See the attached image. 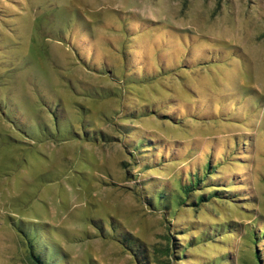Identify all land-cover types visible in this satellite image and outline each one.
<instances>
[{
  "label": "rangeland",
  "instance_id": "1",
  "mask_svg": "<svg viewBox=\"0 0 264 264\" xmlns=\"http://www.w3.org/2000/svg\"><path fill=\"white\" fill-rule=\"evenodd\" d=\"M208 161L231 194L194 206L218 184L182 182ZM257 246L264 0H0V264H260Z\"/></svg>",
  "mask_w": 264,
  "mask_h": 264
},
{
  "label": "trees",
  "instance_id": "2",
  "mask_svg": "<svg viewBox=\"0 0 264 264\" xmlns=\"http://www.w3.org/2000/svg\"><path fill=\"white\" fill-rule=\"evenodd\" d=\"M213 169V166L211 164V161H208L203 168L197 169L196 171H190L189 173L186 174V179L183 180L182 182V188L184 193L187 196H190L196 192L197 187L201 186L204 183V178L205 177H212L211 175L214 173H210L209 171ZM188 175V178H187ZM210 175V176H209ZM211 183H216L218 185H210L212 186L213 190L212 192H208V194H200L197 199L194 200L193 204L194 206H198L201 203H207L210 200H217V199H225L224 194H231V191L227 188L229 186H224V185H219L223 184V179L219 178H209ZM228 184V183H227ZM181 197V196H180ZM180 199L178 200V203H180ZM168 207V204H167ZM44 247V246H43ZM44 250V249H43ZM43 250L41 252L35 253L33 250L31 251L32 257L35 260L37 264H52V260H48L49 263H46V258L45 255L43 254ZM178 256V255H176ZM256 257L259 261L260 264H264V257L261 255V252L258 250V246L256 248Z\"/></svg>",
  "mask_w": 264,
  "mask_h": 264
}]
</instances>
